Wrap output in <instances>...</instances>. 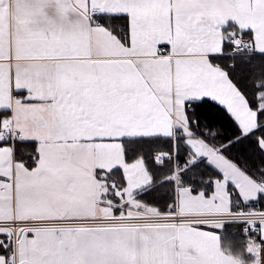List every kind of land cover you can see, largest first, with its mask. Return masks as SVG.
<instances>
[{
  "label": "snow or ice",
  "instance_id": "1",
  "mask_svg": "<svg viewBox=\"0 0 264 264\" xmlns=\"http://www.w3.org/2000/svg\"><path fill=\"white\" fill-rule=\"evenodd\" d=\"M0 264H264V0H0Z\"/></svg>",
  "mask_w": 264,
  "mask_h": 264
}]
</instances>
